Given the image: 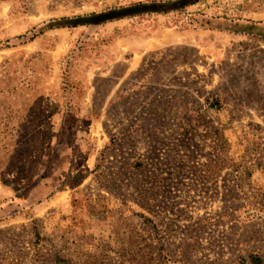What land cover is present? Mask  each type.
Here are the masks:
<instances>
[{
    "label": "rangeland",
    "instance_id": "obj_1",
    "mask_svg": "<svg viewBox=\"0 0 264 264\" xmlns=\"http://www.w3.org/2000/svg\"><path fill=\"white\" fill-rule=\"evenodd\" d=\"M0 0V264H264V0Z\"/></svg>",
    "mask_w": 264,
    "mask_h": 264
},
{
    "label": "trees",
    "instance_id": "obj_2",
    "mask_svg": "<svg viewBox=\"0 0 264 264\" xmlns=\"http://www.w3.org/2000/svg\"><path fill=\"white\" fill-rule=\"evenodd\" d=\"M198 0H169L164 2H152L149 4L137 5L121 9L118 11H110L104 14L94 15L90 18H80V23H101L119 17L131 16L141 13H167L170 11H177L196 3ZM250 264H263L261 258L257 255H250L248 257Z\"/></svg>",
    "mask_w": 264,
    "mask_h": 264
}]
</instances>
